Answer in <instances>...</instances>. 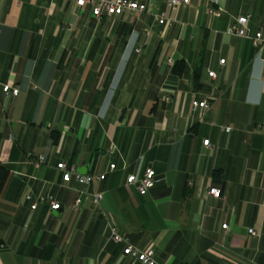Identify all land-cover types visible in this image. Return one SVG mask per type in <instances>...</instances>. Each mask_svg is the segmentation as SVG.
Masks as SVG:
<instances>
[{
	"label": "crops",
	"instance_id": "1",
	"mask_svg": "<svg viewBox=\"0 0 264 264\" xmlns=\"http://www.w3.org/2000/svg\"><path fill=\"white\" fill-rule=\"evenodd\" d=\"M138 1L97 19L75 0H0V264H142L127 244L161 263L264 264V49L227 32L246 14L260 30L264 0ZM208 97L200 116L192 100ZM61 162L106 177L64 181ZM148 167L160 180L143 195L127 178ZM28 191L61 208L31 209Z\"/></svg>",
	"mask_w": 264,
	"mask_h": 264
},
{
	"label": "built area",
	"instance_id": "2",
	"mask_svg": "<svg viewBox=\"0 0 264 264\" xmlns=\"http://www.w3.org/2000/svg\"><path fill=\"white\" fill-rule=\"evenodd\" d=\"M76 5L79 7H85L87 5L91 8V13L93 17L97 19H101L104 15L109 16H117L125 11L130 12H144L147 10V5L145 3H142L138 0H75ZM190 0H168V5L171 8H177L181 4L189 3ZM207 12L211 15H217L219 12L217 9L209 8ZM157 20L159 23L166 25L170 24V20L167 18L165 14L158 15ZM251 20V15H241L234 19V21L229 25L227 32L230 34H236L241 37L250 38L253 41V44L256 47H259L260 49H264V24L263 27L258 30L256 33L252 34L249 29V24ZM136 52L140 54L142 52L141 47H136ZM226 62V59L223 58L220 60L221 64H224ZM166 63L169 66L175 65V60L173 57H168L166 59ZM210 77H216V71L211 70L208 72ZM20 89L12 85L10 83H6L3 85V92L5 94V98H9L10 96L18 95ZM213 97H208L204 99H198L195 98L192 100V108L194 110H199L200 116L206 115L207 111L209 110L211 103L210 99ZM166 100L169 99V96L165 97ZM225 130L229 133L233 130V125H227L224 127ZM203 144L205 146H210V139L206 138L203 141ZM117 151L116 146H112L110 149V153L113 154ZM44 161V156L40 155L38 158V164L42 163ZM58 168L63 171V180L64 181H70L72 179V176H74L75 180L79 183H83L86 185L95 184L98 181H101L105 179L106 173L101 174H81L79 173L75 168L67 169L66 164L61 162L58 163ZM110 169H115L116 164L113 162L109 166ZM156 171L152 167H148L143 175L138 174H131L127 178V185H135L137 188V191L140 194H146L148 190L155 186V184L159 181ZM207 195H211L214 198H220L222 196V190L219 187L216 186H210L207 188L206 191ZM24 198L26 200H32L31 209H36L38 207V204L40 202L48 201L49 207L51 210H59L61 208V203L57 201L52 195H46L39 197L38 199H35L33 197V194L31 191H28ZM103 198V193L98 191H93L91 193V200L95 205H98L100 201ZM81 202V198H78L76 201V205H78ZM264 203V200H263ZM224 229H229L230 225L228 223H224L222 225ZM248 232L252 235H257L258 232L254 227H251L248 229ZM110 239L117 241V242H123L124 238L119 232L118 228L115 226H110ZM124 253L131 255L134 259L139 261L142 264H168L167 262H159L155 256V249L152 247H146L144 249H140L138 247H135L132 244H127V246L124 248Z\"/></svg>",
	"mask_w": 264,
	"mask_h": 264
},
{
	"label": "trees",
	"instance_id": "3",
	"mask_svg": "<svg viewBox=\"0 0 264 264\" xmlns=\"http://www.w3.org/2000/svg\"><path fill=\"white\" fill-rule=\"evenodd\" d=\"M179 66H180V64H175V72H177V73H180L181 72V70H182V67H180L181 68V70H180V68H179ZM198 75L196 76V81L198 80ZM8 174H9V170L0 162V179L4 182L5 181V179L7 178V176H8Z\"/></svg>",
	"mask_w": 264,
	"mask_h": 264
}]
</instances>
